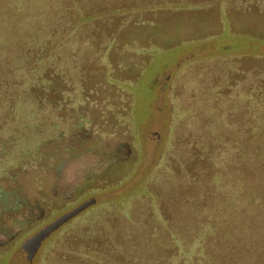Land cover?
<instances>
[{"label": "rangeland", "instance_id": "374dc122", "mask_svg": "<svg viewBox=\"0 0 264 264\" xmlns=\"http://www.w3.org/2000/svg\"><path fill=\"white\" fill-rule=\"evenodd\" d=\"M122 6L104 14L112 16L104 18L112 21L105 29L115 43L105 62L111 78L92 65L112 106L96 121L109 127L108 143L122 149L112 157L94 153L66 171L70 203L38 205L30 218L22 205L9 223L13 236H1L0 252L8 253L0 264H197L202 246L217 264H264V203L256 206L246 194L245 202L233 201L264 171V0H123ZM216 172L223 177L219 189L208 178ZM85 173L96 179L83 185ZM199 190L210 191L207 203L188 205ZM92 198L37 248L18 253ZM207 222L221 234L204 231Z\"/></svg>", "mask_w": 264, "mask_h": 264}, {"label": "trees", "instance_id": "16d2710c", "mask_svg": "<svg viewBox=\"0 0 264 264\" xmlns=\"http://www.w3.org/2000/svg\"><path fill=\"white\" fill-rule=\"evenodd\" d=\"M122 3L0 0V241L1 236H13L8 233L14 228L9 223L18 219L16 212L22 205L29 217L38 205L72 201L64 198L70 194L62 183L67 170L89 163L94 153L112 157L122 149L121 143H108L109 127L96 121L97 113H106L104 108L112 106L110 98H104L103 84L94 80L92 66L101 65L111 78L106 63L115 43L114 35L105 29L112 21L104 18L126 9ZM107 13L112 16H104ZM215 160L220 164L219 155ZM113 163L111 160L106 171ZM261 173L255 182L242 186L240 196H233L234 204L245 202L246 195L256 206L264 203V171ZM82 178L83 185L96 179L89 173ZM208 178L217 182V189L221 187L219 173ZM172 179L175 186L181 184V176ZM192 184L197 186V182ZM209 192L199 190L187 198L188 205H205ZM56 200L61 203L55 204ZM180 200L185 203L183 197ZM202 225L209 235L218 233L217 225ZM260 234L264 238V230ZM173 235L177 236L176 231ZM204 249L202 246L201 259L195 263L217 264ZM2 252L0 260L8 253ZM227 254L231 259L232 246Z\"/></svg>", "mask_w": 264, "mask_h": 264}, {"label": "water", "instance_id": "95a60500", "mask_svg": "<svg viewBox=\"0 0 264 264\" xmlns=\"http://www.w3.org/2000/svg\"><path fill=\"white\" fill-rule=\"evenodd\" d=\"M95 202L96 200L94 198L86 200L78 207L71 210L70 212L60 216L55 222L48 224L45 228L41 229L38 233H36L29 240H27L18 253L23 254L25 251H28L30 248H34V249L37 248L41 244V242L45 238H47L53 231H55L61 225L68 222L73 217L77 216L79 213H81L91 205H93Z\"/></svg>", "mask_w": 264, "mask_h": 264}]
</instances>
